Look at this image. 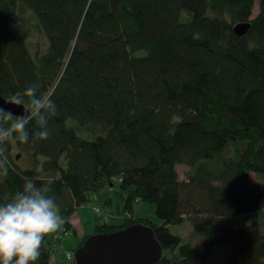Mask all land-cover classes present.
I'll list each match as a JSON object with an SVG mask.
<instances>
[{
    "label": "trees",
    "instance_id": "trees-1",
    "mask_svg": "<svg viewBox=\"0 0 264 264\" xmlns=\"http://www.w3.org/2000/svg\"><path fill=\"white\" fill-rule=\"evenodd\" d=\"M255 1L0 0V96L39 84L57 105L47 140L33 120L28 143L5 142L3 203L26 181L49 186L67 234L76 209L117 179L121 219L93 234L147 226L162 249L154 264H208L216 244L230 249L226 264H264V217L237 219L264 210V3L251 17ZM28 15L43 51L28 50ZM243 22L238 37L232 27ZM139 202L160 224L133 217ZM183 218L193 244L167 228ZM49 238L32 264H57Z\"/></svg>",
    "mask_w": 264,
    "mask_h": 264
},
{
    "label": "clouds",
    "instance_id": "clouds-1",
    "mask_svg": "<svg viewBox=\"0 0 264 264\" xmlns=\"http://www.w3.org/2000/svg\"><path fill=\"white\" fill-rule=\"evenodd\" d=\"M39 91L40 85L33 84L6 101L22 106L26 115L17 117L0 108V120L11 122L8 128L0 126V177L8 174L6 141L28 143L27 126L33 120L38 125L36 138L47 140L51 136L49 121L57 115V105L50 95ZM51 191L49 186L26 181L10 202H0V264H32L41 255L44 237L61 230L65 221L55 196L49 195Z\"/></svg>",
    "mask_w": 264,
    "mask_h": 264
},
{
    "label": "rangeland",
    "instance_id": "rangeland-1",
    "mask_svg": "<svg viewBox=\"0 0 264 264\" xmlns=\"http://www.w3.org/2000/svg\"><path fill=\"white\" fill-rule=\"evenodd\" d=\"M259 11V0H256L252 8V16L255 17ZM28 38L27 46L30 53H35L36 51H43L46 48V40L42 33L36 29L34 20L28 15ZM19 155L17 159H14L17 162V165L20 168H24L26 165L27 158L21 156L17 153L16 150L13 151L12 156ZM231 152L227 153L226 156L230 157ZM187 167L178 165L176 167L179 180H185V174L187 172ZM249 177L252 181L256 180L254 174L250 173ZM114 185L112 187H106L100 189L97 193H92L90 195V201L85 206H81L76 209V211L69 218V225L67 227V234L65 237V242L62 247H59L57 250H53L50 254V261L57 264H67L68 261L65 260L63 256V250L70 249V251L77 245V242L80 241L85 236L93 234L95 225L100 224V217L95 215L92 208L94 205H97L108 213L109 223H116L121 219L120 213H123L122 200L120 197V191L118 189L117 179H113ZM110 199L111 204H104V201ZM120 210V213L117 214L116 211ZM132 214L134 218L148 219L149 221L160 224V220L155 214V206L150 203H134L132 208ZM116 217V218H114ZM264 217V210L261 211L258 215H245L238 216L237 219L239 222H242L246 225H249L251 222H257ZM127 218V217H125ZM102 220V218H101ZM103 221V220H102ZM170 234L178 236L181 239V243L193 244L197 242L198 237H194L192 234V226L187 218L178 224H169L167 226ZM264 230V226H262ZM264 232V231H263ZM199 239V238H198ZM74 254V252H72ZM230 255V249L221 247L216 244L213 246L210 256L208 259V264H226V259ZM74 259V257H73Z\"/></svg>",
    "mask_w": 264,
    "mask_h": 264
},
{
    "label": "water",
    "instance_id": "water-1",
    "mask_svg": "<svg viewBox=\"0 0 264 264\" xmlns=\"http://www.w3.org/2000/svg\"><path fill=\"white\" fill-rule=\"evenodd\" d=\"M259 2L264 3V0ZM249 28V22L237 23L232 31L242 37ZM6 101L0 96V108L17 117L26 115L22 106H13ZM0 202H3L1 197ZM161 255L162 249L152 230L137 224L111 233L92 234L73 256L75 264H154Z\"/></svg>",
    "mask_w": 264,
    "mask_h": 264
},
{
    "label": "built area",
    "instance_id": "built-area-1",
    "mask_svg": "<svg viewBox=\"0 0 264 264\" xmlns=\"http://www.w3.org/2000/svg\"><path fill=\"white\" fill-rule=\"evenodd\" d=\"M118 180L120 181V179H118ZM92 210H93L95 215L100 217V221H101L102 225L108 223L109 218H111V217H109V215L107 213H105L99 206L94 205L92 207ZM101 218L103 221L101 220ZM114 218H116V217H114ZM65 235H66V231H65L63 226H62L61 230H59L58 232L50 234V238L48 239V245H49L50 250H56L59 247H62V243L64 242ZM42 242H44V241H42ZM63 255L65 257V260H67V261H71V259L73 257L72 252L67 251V250L63 251Z\"/></svg>",
    "mask_w": 264,
    "mask_h": 264
},
{
    "label": "crops",
    "instance_id": "crops-1",
    "mask_svg": "<svg viewBox=\"0 0 264 264\" xmlns=\"http://www.w3.org/2000/svg\"><path fill=\"white\" fill-rule=\"evenodd\" d=\"M90 235H92V234H90Z\"/></svg>",
    "mask_w": 264,
    "mask_h": 264
}]
</instances>
